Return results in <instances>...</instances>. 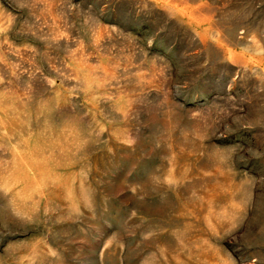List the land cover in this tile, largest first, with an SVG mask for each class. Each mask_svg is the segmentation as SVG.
Returning <instances> with one entry per match:
<instances>
[{
    "label": "rangeland",
    "instance_id": "rangeland-1",
    "mask_svg": "<svg viewBox=\"0 0 264 264\" xmlns=\"http://www.w3.org/2000/svg\"><path fill=\"white\" fill-rule=\"evenodd\" d=\"M0 264H264V0H0Z\"/></svg>",
    "mask_w": 264,
    "mask_h": 264
}]
</instances>
